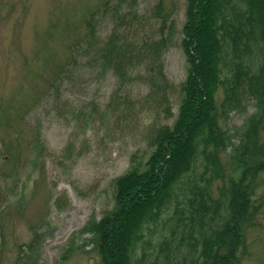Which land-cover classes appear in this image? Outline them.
I'll list each match as a JSON object with an SVG mask.
<instances>
[{
	"label": "trees",
	"instance_id": "trees-1",
	"mask_svg": "<svg viewBox=\"0 0 264 264\" xmlns=\"http://www.w3.org/2000/svg\"><path fill=\"white\" fill-rule=\"evenodd\" d=\"M135 1L105 0L68 43L69 60L111 72L118 92L146 85V102L173 114L163 53L174 21L161 3L144 29ZM111 10L110 33L96 39V14ZM177 33V31H176ZM186 77L172 124L151 127L145 157L133 154L112 180L113 207L82 227L99 264H241L264 207V0H186L178 32ZM62 67L59 69L61 70ZM253 112L235 130L232 112ZM158 232L152 243L145 232ZM70 248V246H69Z\"/></svg>",
	"mask_w": 264,
	"mask_h": 264
},
{
	"label": "rangeland",
	"instance_id": "rangeland-1",
	"mask_svg": "<svg viewBox=\"0 0 264 264\" xmlns=\"http://www.w3.org/2000/svg\"><path fill=\"white\" fill-rule=\"evenodd\" d=\"M102 1L0 0V264H99L82 227L113 207L112 180L133 154L149 153V129L175 119L186 77L178 34L186 0H109L135 1L147 31L158 25L156 4L171 15L175 34L162 56L173 86L169 118L146 102L140 81L123 87L107 111L115 76L88 64L92 50L67 62L68 43ZM95 16L103 41L111 10ZM252 112H232L228 129ZM258 219L241 264H264V207ZM157 234L145 232L152 243Z\"/></svg>",
	"mask_w": 264,
	"mask_h": 264
}]
</instances>
